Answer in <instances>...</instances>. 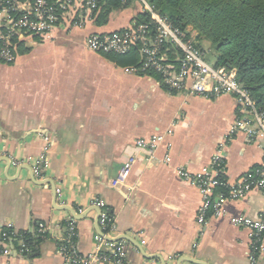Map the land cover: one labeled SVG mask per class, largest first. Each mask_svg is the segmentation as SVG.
<instances>
[{
    "label": "crops",
    "instance_id": "obj_1",
    "mask_svg": "<svg viewBox=\"0 0 264 264\" xmlns=\"http://www.w3.org/2000/svg\"><path fill=\"white\" fill-rule=\"evenodd\" d=\"M140 9L130 0L104 23L58 27L44 39L24 40L12 63H0V234L31 235L28 245L0 235L9 247L0 264H68L59 242L70 221L77 251H93L100 230L97 199L114 217L115 237L126 235L140 246L123 239L133 264H248L249 233L230 218L258 216L262 193L253 189L228 200L223 214L209 215L201 226L199 189L178 172L196 173L217 151L225 154L230 180L262 162V138L230 131L234 98L171 91L154 74L127 71L136 65L85 45L91 33L128 27ZM153 135L163 139L148 158L134 143ZM130 154L137 162L126 183L113 186ZM22 244L28 252L20 251ZM256 264H264V240Z\"/></svg>",
    "mask_w": 264,
    "mask_h": 264
},
{
    "label": "built area",
    "instance_id": "obj_2",
    "mask_svg": "<svg viewBox=\"0 0 264 264\" xmlns=\"http://www.w3.org/2000/svg\"><path fill=\"white\" fill-rule=\"evenodd\" d=\"M101 0H0V63L10 64L16 56V47L24 40L44 39L58 27H82L95 20ZM130 0H120L126 4ZM141 11L149 13L155 25L151 36L146 24L129 25L126 28L104 33H91L85 38V45L99 53H128L134 45H139L140 64L126 68L127 71H153L160 75L161 82L169 90L211 97L231 95L235 101V118L230 128L233 133L242 132L249 140L262 138L263 160L234 180L227 175L225 154L217 151L208 166L190 175L184 168L179 175L197 186L201 194V204L197 221L201 226L208 222V209L212 216L223 214V206L228 200L244 198L251 190H259L264 196V104H259L251 93L236 79L234 68L215 66L208 62L197 45L195 34L174 26L166 17L157 13L147 0H136ZM169 43L179 51L177 58L169 59L162 46ZM163 139L160 135L141 138L134 146L153 158L155 149ZM41 159L32 170L40 174ZM137 156L128 155L111 179L113 186L124 185ZM219 187H225L226 192ZM100 209L98 226L103 233L95 234V249L81 254L77 251L73 238L76 229L73 221L67 223L66 235L59 242V251L68 264H133L126 257L125 241L110 240L115 230V220L101 199L95 201ZM230 223L246 229L250 237L248 264H256L257 254L264 240V206L258 216L240 214L232 216ZM43 227L40 226L39 231ZM4 240L6 232H2ZM21 252L29 249L22 244ZM9 247L0 242V255H8ZM142 264H157L145 261Z\"/></svg>",
    "mask_w": 264,
    "mask_h": 264
},
{
    "label": "trees",
    "instance_id": "obj_3",
    "mask_svg": "<svg viewBox=\"0 0 264 264\" xmlns=\"http://www.w3.org/2000/svg\"><path fill=\"white\" fill-rule=\"evenodd\" d=\"M147 1L157 13L166 17L174 26L194 33L198 46L202 40L208 41L214 52V65L234 68L237 81L248 89L257 103L264 104V0ZM126 5L127 3L121 4L120 0H101L95 17L96 22L104 23L111 11ZM140 23L146 24L149 34L154 35L155 25L150 20L149 13L141 9L135 14L130 25L135 26ZM138 47L139 45H134L125 54L103 53V55L121 64L138 66L141 59ZM162 50L172 60L179 55V51L169 43H164ZM146 72L154 74L161 80L156 72ZM218 189L227 191L225 187ZM211 213L210 208L207 215ZM4 232L7 237L21 238L27 245L31 240L29 233L19 232L11 235L8 230ZM41 236L42 234L38 233L36 239Z\"/></svg>",
    "mask_w": 264,
    "mask_h": 264
},
{
    "label": "water",
    "instance_id": "obj_4",
    "mask_svg": "<svg viewBox=\"0 0 264 264\" xmlns=\"http://www.w3.org/2000/svg\"><path fill=\"white\" fill-rule=\"evenodd\" d=\"M65 209H68L69 211H71V209L68 207H66ZM97 231L99 234H101V235L103 234L100 230H97ZM107 239H110V240H121V239L122 240L123 239L128 240V241L132 242L139 249V251H141L140 246L137 243H135L132 239L128 238L126 235H121V236H117V237H113V238H107ZM142 254L144 255V257H146L148 259L158 257V255H155V254H145V253H142Z\"/></svg>",
    "mask_w": 264,
    "mask_h": 264
},
{
    "label": "rangeland",
    "instance_id": "obj_5",
    "mask_svg": "<svg viewBox=\"0 0 264 264\" xmlns=\"http://www.w3.org/2000/svg\"><path fill=\"white\" fill-rule=\"evenodd\" d=\"M199 47L201 48L202 51L205 50V53L207 54L208 62L212 63L214 61V52L211 50L209 42L206 40H202L200 42ZM209 51H210V53H209Z\"/></svg>",
    "mask_w": 264,
    "mask_h": 264
}]
</instances>
